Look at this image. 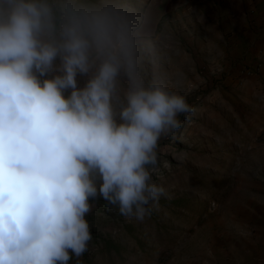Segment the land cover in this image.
Here are the masks:
<instances>
[{
	"label": "clouds",
	"instance_id": "9594fccd",
	"mask_svg": "<svg viewBox=\"0 0 264 264\" xmlns=\"http://www.w3.org/2000/svg\"><path fill=\"white\" fill-rule=\"evenodd\" d=\"M191 110L164 81L139 75L127 24L110 7L0 0V264H81L97 197L143 221L164 194L149 169L158 141Z\"/></svg>",
	"mask_w": 264,
	"mask_h": 264
},
{
	"label": "rangeland",
	"instance_id": "374dc122",
	"mask_svg": "<svg viewBox=\"0 0 264 264\" xmlns=\"http://www.w3.org/2000/svg\"><path fill=\"white\" fill-rule=\"evenodd\" d=\"M79 2L114 10L139 75L161 79L192 109L158 141L149 169L164 194L150 215L126 219L90 200L81 264H264V18L231 21L227 0ZM127 88L122 70L120 99Z\"/></svg>",
	"mask_w": 264,
	"mask_h": 264
},
{
	"label": "crops",
	"instance_id": "0c3cea01",
	"mask_svg": "<svg viewBox=\"0 0 264 264\" xmlns=\"http://www.w3.org/2000/svg\"><path fill=\"white\" fill-rule=\"evenodd\" d=\"M229 18L231 21L237 19L245 20L254 17V22H260L264 18V0H227ZM262 12V13H261ZM240 15V18L237 16Z\"/></svg>",
	"mask_w": 264,
	"mask_h": 264
}]
</instances>
